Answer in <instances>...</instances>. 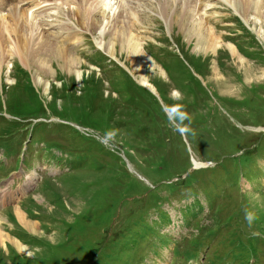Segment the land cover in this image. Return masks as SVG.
Returning a JSON list of instances; mask_svg holds the SVG:
<instances>
[{"label": "rangeland", "instance_id": "374dc122", "mask_svg": "<svg viewBox=\"0 0 264 264\" xmlns=\"http://www.w3.org/2000/svg\"><path fill=\"white\" fill-rule=\"evenodd\" d=\"M135 2L118 29L123 33L128 28L143 51H149L154 70L134 61L109 28L101 35L100 25L108 23L100 16L99 28L81 38L82 44L68 46L69 55L78 58L77 71L61 69L54 60L57 71L43 75V85L36 83L38 69L29 60L26 65L17 54L7 61L0 56V111L29 120H60L51 139H38L46 133L45 124L34 127L33 142L39 140L40 147L30 144L24 165L38 155L61 169L54 177L42 173L21 207L0 215V264H166L167 247L173 254L169 264H191L177 259L171 234L179 229L167 227L172 222L167 208L173 207L183 208L189 221L190 237L182 243L191 245L226 222L230 240H220L212 250L239 252L249 259L262 255L248 237L261 232L257 239L264 245V18L253 12L245 17L228 0ZM197 14L223 42L217 53L196 48ZM32 37L33 32L25 35L26 46ZM101 41L112 48L116 43L114 51ZM227 44L248 62L246 70ZM96 49L110 61L108 68L90 62ZM20 51L27 54L25 48ZM215 65L222 80L212 73ZM140 72L156 80L157 94L138 82ZM176 91L179 97L173 98ZM174 104L184 105L189 114L191 123L184 121L189 133L181 135L169 124L164 109ZM62 120L67 122L59 124ZM5 124L9 122L0 120V133ZM12 124V134L19 138L24 123ZM110 129H119L113 140L105 137ZM8 138L0 137L5 146L12 135ZM193 158L210 164L194 169ZM0 170L4 172L3 165ZM23 178L17 176L13 188ZM189 202L194 203L186 208ZM16 209L28 216L25 224ZM245 209L257 214L251 227L244 220Z\"/></svg>", "mask_w": 264, "mask_h": 264}, {"label": "bare ground", "instance_id": "6f19581e", "mask_svg": "<svg viewBox=\"0 0 264 264\" xmlns=\"http://www.w3.org/2000/svg\"><path fill=\"white\" fill-rule=\"evenodd\" d=\"M81 1L84 2V4L81 7L77 6V9L69 10V11L67 10L66 14L69 15L70 17L75 16L78 19H80L81 23L79 24L86 25L87 26L86 30H89L91 32L99 28L97 16L102 17L103 21L104 22L106 21L105 23L108 24H105L103 26V22H102V25H100L102 26L101 35L103 34L104 36L105 35L104 33L107 32V29L109 28L108 33L115 36L117 41H119L120 45L124 46L126 49H128V51H131V55L134 61L140 62L141 64L144 65H149L150 68H152L153 70L156 69L157 67L156 64L152 61V59H149L150 56L147 55L145 51H143L144 49L141 43L138 40H135L134 37L130 34L131 31L128 28H125L122 33V31L120 32V30L118 29L119 22L121 25L126 24V21L123 20L128 16L127 14L128 7L130 8L133 7V4L136 3L135 1H133L132 3H129L128 0H81ZM113 1H115V3H112ZM183 1L184 3H187V2H192L193 0H183ZM228 4L230 7L234 8L238 13L242 12L243 14H245L244 15L245 17H247L249 13L253 12L255 13V16L257 17L260 16L261 19L264 18L263 17L264 15L263 16L261 15L262 14L261 11H263L264 13V0H228ZM190 7H193V5ZM28 11H29L28 9L21 10L19 8L18 9L16 8L13 9L11 15L0 17V38H1L0 56L2 57V60L7 61L8 59H10V57L14 56L15 54H17L26 65L28 64L27 60H29L28 62L31 63L30 66L38 69V71L36 72V83L39 85L45 84L43 75H53L57 71L54 68V60L58 63L61 69L66 68L70 72L77 71L76 65L78 64V58L72 56L71 54L69 55L68 48L66 46L59 43H55L53 41V38H51V31H47L46 32L48 33L47 35L43 34L42 31L37 26L36 22L33 20V18L29 17V14H27ZM201 14H197L198 16L196 15L197 17L195 16L194 18L193 31L195 35L193 36L197 37L196 40L198 41L196 44L197 45L196 48H200L202 50L201 52H203L204 54H207L210 51L217 53V50L222 46L223 42H221L216 38L215 32L212 31L213 29L210 30L206 26ZM183 15H184V11H183ZM178 19L181 21L184 19V16H180L178 17ZM31 32H33V37L31 40L32 43H28L27 44L28 47H27L26 42L24 41V37L25 35H30ZM7 34H11L12 38L7 37L6 36ZM19 41H21V44L18 43ZM8 42H11L10 47ZM101 42L99 44H101L103 48L105 47L109 49L111 53L112 51H114L115 49L114 46L116 45V43L113 44V48H112L111 43L107 44L106 42L103 43L104 41ZM225 46H227L226 47L227 51L231 52V54L235 56V59L238 58L237 64L238 65L240 64L241 68L246 70L243 67V65L248 62L236 53L237 48L232 44H227ZM36 47H39V49L36 51L32 50V48H36ZM23 48L26 49L27 54H24L22 51H20ZM44 49H45V53L41 52ZM237 64L236 66L238 67ZM248 67L249 70L252 69L251 65H249ZM212 69H213L212 73H214V75L219 80L220 78L218 76H220L219 73L220 70L216 67V65L213 66ZM250 72L252 74L258 73L254 71H250ZM138 74H139L138 82L141 85L147 87L150 91L157 94L158 93L157 86L156 84H154L156 80L155 79L151 80L149 77L145 76L143 72H140ZM262 74L264 75V69H262ZM160 77L163 76L160 75L159 78ZM159 78L157 77L156 79ZM45 88L46 91H48L49 85L47 84ZM175 93L178 92L176 91ZM172 97L176 98L174 95ZM193 161L197 168L206 167L209 166L210 164L208 162L196 161L195 158H193ZM31 176L33 177L30 180H28V182L26 181L27 185H33L35 183L36 175L34 174ZM25 188L26 187L21 186V188L18 190L17 193L14 192L12 195H8V196L6 195L5 197L4 195L1 194L0 206L5 205L9 201L18 199L22 194L25 193ZM10 197L11 199L8 200V198ZM17 214H18L17 216H19L20 222L22 224L23 223L25 224L24 221L26 218L25 215L22 214L20 211ZM27 228L33 229L34 225L29 224L27 225ZM17 246L21 252L25 251V248L23 246H20L19 244H17Z\"/></svg>", "mask_w": 264, "mask_h": 264}, {"label": "clouds", "instance_id": "9594fccd", "mask_svg": "<svg viewBox=\"0 0 264 264\" xmlns=\"http://www.w3.org/2000/svg\"><path fill=\"white\" fill-rule=\"evenodd\" d=\"M149 59H151L149 57ZM175 97H179V93H173ZM169 124L173 127L175 131H178L181 135L189 133L191 131L190 127L184 125V121L191 123V118L189 114L184 110V105L174 104L172 106H166L164 109ZM119 132V129H110L105 133V137L109 140L115 139ZM257 214L253 210L245 209L244 220L247 222L248 226L251 227L257 220Z\"/></svg>", "mask_w": 264, "mask_h": 264}, {"label": "crops", "instance_id": "0c3cea01", "mask_svg": "<svg viewBox=\"0 0 264 264\" xmlns=\"http://www.w3.org/2000/svg\"><path fill=\"white\" fill-rule=\"evenodd\" d=\"M15 207V206H14ZM13 208V207H12ZM12 208H10L9 210H12ZM18 209H20L19 207H18ZM8 210V211H9ZM7 211V212H8ZM18 213V211H17V209H16V214ZM23 213H25V214H27L28 215V213L27 212H25V211H23ZM18 215V214H17ZM25 217H26V215H25ZM28 217V216H27ZM27 217H26V219H27ZM3 219L5 218V217H2ZM17 218H18V220H19V222H20V219H19V216H17ZM21 223V222H20Z\"/></svg>", "mask_w": 264, "mask_h": 264}]
</instances>
